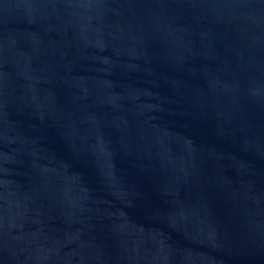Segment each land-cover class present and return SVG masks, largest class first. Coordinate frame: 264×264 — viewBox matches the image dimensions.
Returning a JSON list of instances; mask_svg holds the SVG:
<instances>
[{"label": "water", "instance_id": "water-1", "mask_svg": "<svg viewBox=\"0 0 264 264\" xmlns=\"http://www.w3.org/2000/svg\"><path fill=\"white\" fill-rule=\"evenodd\" d=\"M0 264H264V0H0Z\"/></svg>", "mask_w": 264, "mask_h": 264}]
</instances>
